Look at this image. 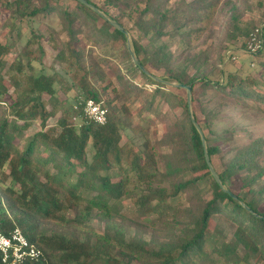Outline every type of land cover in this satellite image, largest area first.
<instances>
[{"label":"trees","instance_id":"16d2710c","mask_svg":"<svg viewBox=\"0 0 264 264\" xmlns=\"http://www.w3.org/2000/svg\"><path fill=\"white\" fill-rule=\"evenodd\" d=\"M0 1L13 15L21 18L58 13L69 40L57 54V59L65 65L75 90L72 100H60L59 90L64 88L66 79L39 67L44 50L42 46L33 50L30 40L9 67V81L15 98L8 104L11 89L2 75L6 65L3 55L8 48L0 44V226L10 231L18 225L29 241L44 253L43 259L23 264H134V260L141 264H264V211L258 198L264 189L257 191L254 186L264 177L263 140L255 139L243 146L226 162L225 172H217L231 194L226 192L209 169L187 98L179 94L183 89L164 90L163 83L142 72L132 60L125 33L77 0L79 16L58 8L56 4L60 0H37L40 6L31 11L28 10L36 0ZM87 1L131 32L134 49L142 64L148 70L149 66L167 70L169 76L164 80L191 84L192 94L201 83L204 90L216 86L231 97H258L264 101L262 93L256 90L257 81L252 75L244 76L235 71L228 73L223 81L213 82L209 72L200 68L198 59L180 62L173 54L164 37L191 26V5L186 2L170 8L165 1L144 0V8L138 11L135 7L143 0H107V4L119 12L114 16L93 0ZM121 5L129 7L127 14ZM124 17H128L129 26L124 24ZM100 18L104 21L101 26L97 24ZM240 23L234 13L233 29L242 38L240 46L245 51L255 26ZM87 29L92 33L94 43L114 45L122 40L124 56L131 67L158 85L155 94L146 99L148 107H153L158 97L172 107L183 106V116L167 123V131L158 143L160 147L171 148L168 154L161 152L157 156L147 138L143 144L133 137L122 143L123 131L128 128L121 116L124 110L112 105L113 101L104 103L100 90L90 80L92 73L104 80L103 73L95 71L94 65L83 66L82 54L75 46L79 34ZM194 31L190 27V31L182 35L189 37ZM262 54L264 51L258 57ZM189 65L196 69L194 74L187 72ZM118 78L124 83L122 74ZM125 83L128 93L136 90L140 95L142 92L130 81ZM70 92L71 88L66 87L65 93ZM44 95L49 96L53 109L60 108L61 116L55 126H47L51 111ZM89 99L109 110L108 121L104 125L82 122L78 128L73 117L83 111ZM201 106L206 113L205 105ZM4 107L8 109L3 110ZM193 116L204 132L213 164V156L221 149L219 142L225 139L223 135L206 134L204 124L195 113ZM210 116L206 115L205 125ZM37 119L41 120V130L24 143L16 144ZM90 146L91 159L88 156ZM114 168L120 172L116 181L104 174ZM186 173L196 176L186 179ZM75 175L77 178L72 183L70 179ZM236 176H240L242 182L238 193L233 192L230 185ZM200 180L210 183V200L205 199L199 188ZM154 181L160 185H154ZM83 191L93 195L86 197ZM125 196L132 198L138 209L140 216L135 220L169 234L168 242L150 247L143 238L128 239L126 233L112 223V219L121 216L120 203ZM174 198L180 204L173 203ZM71 210L76 211L73 218L68 216ZM148 215L152 216L150 221L141 218ZM223 215L234 227L230 239L223 226H212ZM97 216L107 223L104 232L90 226ZM47 223L56 226L50 234ZM207 244L211 246L209 250ZM0 264H3L1 253Z\"/></svg>","mask_w":264,"mask_h":264},{"label":"rangeland","instance_id":"374dc122","mask_svg":"<svg viewBox=\"0 0 264 264\" xmlns=\"http://www.w3.org/2000/svg\"><path fill=\"white\" fill-rule=\"evenodd\" d=\"M12 1V0H11ZM106 11L112 15L119 14L118 10L112 8L107 4V0H93ZM165 1L167 7L176 8L186 2L191 5V28L194 29L189 37L187 34L190 27H185L180 32H173L166 35L164 40L169 45L173 54L179 58L180 62L186 59H198L200 68L206 69L210 74V79L213 82L223 81L228 73L238 72L241 75H252L256 81V90L264 96V54L258 59L249 55L244 51L240 44L242 38L237 31L233 29L232 18L236 13L238 22L240 24H247L251 27L256 26L264 19V0H158ZM35 6H40L36 0L33 1L28 11ZM58 8H64L80 15V10L76 0H60L56 4ZM121 8L127 14L129 7L121 5ZM136 10L144 8V0L139 2L135 7ZM126 26H129L128 17L123 18ZM98 25H103L102 18L98 19ZM76 25L75 27H78ZM129 38L132 41L131 32ZM32 41V49L36 50L38 46H42L44 55L39 67H43L47 73L56 72L66 79L64 88L59 90V98L61 101L72 100L74 94V83L71 77L66 72L65 65L61 64L57 59V54L63 48L64 44L69 40L67 32L63 29L61 20L57 12L36 18H21L18 15H13L12 11L5 8L0 1V44L8 48V52L3 55L5 60V67L2 75L5 78L6 85L10 86V70L9 67L15 58L21 53L28 41ZM94 38L89 29L84 33L79 34L78 40L75 44L76 48L81 52V60L83 66L90 68L94 65L95 71L103 73L105 79L101 80L97 74L92 73L90 80L96 86L104 99V103L112 102L119 109H123L122 119L127 124L128 128L123 131L122 143L126 142L128 138L133 139L143 144L145 138L151 142V146L158 153L163 152L168 154L171 148L168 146L160 147L158 143L163 138L167 131V123L169 121H176L183 116V106L175 105L172 107L164 99L158 97L153 107H148L146 99L150 95L153 96L158 88L157 84L144 78L140 72L131 67V63L124 56V42L118 41L114 45L109 43H94ZM146 43V40L144 41ZM133 43V42H132ZM228 54V57H226ZM230 55V57H229ZM237 56L233 59L232 56ZM143 58L144 54L141 53ZM125 58V59H124ZM255 59V60H253ZM254 61L255 66H251V61ZM187 72L194 74L196 69L193 66L186 67ZM149 71L162 79L169 76V72L164 68L156 69L149 66ZM200 72V70H198ZM122 74L124 83L119 81L118 75ZM130 81L141 89L140 95L137 91L128 93L125 91L126 83ZM176 83V82H173ZM164 90L174 91L175 87L164 84ZM71 88V92L66 94L65 88ZM187 98L185 89L179 93ZM10 97V98H9ZM12 89L7 96V103L13 100ZM48 102V109L51 115L47 121V126H55L61 116L60 108L53 109L48 95H44ZM205 105L206 113L202 111V106ZM8 109L4 107L3 110ZM192 114H196L200 123L204 124L205 133L209 136L214 134L223 135L225 141H220V151L213 156V166L218 173L225 172V164L240 150L243 146L249 144L255 139L264 141V101L258 97H250L241 99L239 97H231L224 94L216 86H210L207 90L203 89L201 83L195 87L192 94L191 104ZM191 114V112H190ZM211 115L206 123V115ZM2 112L0 111V116ZM78 128L82 121H74ZM47 127V128H48ZM42 128L41 120L37 119L32 122L30 128L24 133L21 139L16 140V144H22L27 138L34 133L40 131ZM214 133V134H211ZM93 154L92 147L88 149V156L91 159ZM46 156V154H43ZM161 166V164H160ZM154 171V170H153ZM104 174H108L113 180H118L120 172L118 169H111ZM196 176L193 173H186V179ZM77 176H73L70 181L75 182ZM154 185H160L157 181L152 182ZM240 176L231 179L230 185L233 192L238 193L241 188ZM199 188L204 194L206 200L212 197L210 183L206 180L199 181ZM255 189H264V177L261 181L254 185ZM136 189H134L135 191ZM84 196L90 197L93 195L90 191H83ZM258 198L262 201L261 209L264 211V191L258 194ZM173 203H179L177 199H172ZM120 217L112 219V223L120 227L128 239L133 237L145 239L150 247H157L170 240V235L164 233L156 226L151 224H143L135 220L140 214L132 198L123 197L120 203ZM76 211H69L70 218L75 217ZM97 216L92 219L90 226L98 232H104L107 223ZM143 220L150 221L152 216H143ZM230 220L223 216L218 217L212 223V226L217 224L223 226L230 239L234 227L230 224ZM55 225L47 223L46 228L48 234L55 229ZM83 234L82 231H78ZM95 241V238L93 239ZM211 246L207 244L209 250ZM127 259V258H126ZM134 264H141L139 260H134ZM254 264V263H252Z\"/></svg>","mask_w":264,"mask_h":264},{"label":"built area","instance_id":"2783aa9c","mask_svg":"<svg viewBox=\"0 0 264 264\" xmlns=\"http://www.w3.org/2000/svg\"><path fill=\"white\" fill-rule=\"evenodd\" d=\"M245 51L258 58L264 51V19L250 33ZM237 59V56H232ZM254 67L255 63L252 62ZM109 110L93 99L86 101L83 111L73 117L74 121L104 125L108 121ZM82 123L80 124V126ZM0 253L3 264H23L26 261H39L44 253L36 244L29 241L22 229L15 225L10 231L0 226Z\"/></svg>","mask_w":264,"mask_h":264},{"label":"water","instance_id":"95a60500","mask_svg":"<svg viewBox=\"0 0 264 264\" xmlns=\"http://www.w3.org/2000/svg\"><path fill=\"white\" fill-rule=\"evenodd\" d=\"M77 1H80L83 4H85L86 6H88L89 8H91L93 11H95L97 14H99L102 18H104L105 20H107L108 22H110L115 28L119 29L121 32H123V33L126 34V36L128 37L127 46H128V50H129V52H130V54L132 56V60H133L134 64L140 68V70L142 72H144L147 75H149L150 77H152L155 81L161 82V83L166 84V85L174 86L176 88H182V89H185L186 90V92H187V102H188V105H189V110L191 112V119H192V122H193L194 126L196 127V129L198 130V132L201 135L202 142H203V146H204V150H205V156H206V160H207L209 169H210L211 173L213 174L214 178L216 179V181L218 182V184L226 192H229L231 194L230 190L227 189L223 185L222 180H221V177L219 176V174L217 173L216 169L214 168V166H213V164L211 162V159H210V156H209V153H208V149H207V144H206V139H205L204 132H203L200 124L197 122V120L195 119V117L192 114V111H191V104H192V85L191 84H183V83H173V82H169L167 80H164V79H162V78H160L158 76H155L154 74L150 73L149 70L142 64L140 58L137 56L136 51L134 49V45H133L131 39L129 38V33L125 29L124 26H122L121 24H119L117 21L111 19L110 16H108L105 12H103L102 10H100L97 6H95L94 4L90 3L89 1H87V0H77ZM245 207L248 210H251L247 205H245Z\"/></svg>","mask_w":264,"mask_h":264},{"label":"crops","instance_id":"0c3cea01","mask_svg":"<svg viewBox=\"0 0 264 264\" xmlns=\"http://www.w3.org/2000/svg\"><path fill=\"white\" fill-rule=\"evenodd\" d=\"M260 57H261V56H260ZM258 58H259V57H258ZM258 58H257V59H258ZM253 60H255V59H253ZM253 60L251 61V63L254 62Z\"/></svg>","mask_w":264,"mask_h":264}]
</instances>
